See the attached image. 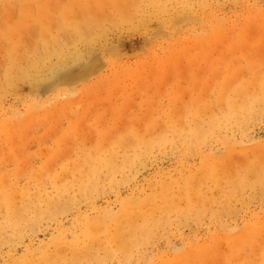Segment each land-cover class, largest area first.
Masks as SVG:
<instances>
[{
	"label": "rangeland",
	"instance_id": "rangeland-1",
	"mask_svg": "<svg viewBox=\"0 0 264 264\" xmlns=\"http://www.w3.org/2000/svg\"><path fill=\"white\" fill-rule=\"evenodd\" d=\"M0 264H264V0H0Z\"/></svg>",
	"mask_w": 264,
	"mask_h": 264
},
{
	"label": "bare ground",
	"instance_id": "bare-ground-1",
	"mask_svg": "<svg viewBox=\"0 0 264 264\" xmlns=\"http://www.w3.org/2000/svg\"><path fill=\"white\" fill-rule=\"evenodd\" d=\"M66 24V23H65ZM74 26V25H73ZM144 27V26H143ZM52 33V32H51ZM78 37V36H77ZM49 39V38H48ZM58 43V42H57ZM50 51V50H49ZM16 54V53H15ZM78 54H81V53H78ZM72 60V59H71ZM61 62V61H60ZM66 63H64V65H65ZM67 65V64H66ZM42 66V65H41ZM12 67V66H11ZM61 67V66H60ZM58 68V67H57ZM55 71V70H54ZM55 73V72H54ZM46 76V75H45ZM35 77V76H34ZM31 78H32V76H31ZM38 78V77H37ZM36 78V79H37ZM38 80H40V78L38 79ZM41 81V80H40ZM31 82H32V79H31ZM36 81H35V79H34V81L32 82L33 84L35 83ZM38 82V81H37ZM238 113V112H237ZM124 160H126V159H124ZM115 167V166H114ZM113 168V167H112ZM93 171V170H92ZM85 175V174H84ZM89 175V174H88ZM95 175V174H94ZM92 178V177H91ZM81 180V179H80ZM95 180V179H94ZM86 181V180H85ZM96 181V180H95ZM83 183H84V181H82ZM87 182V181H86ZM93 182V181H92ZM87 184V183H86ZM83 185V184H82ZM94 185V184H93ZM54 203V202H53ZM153 209V208H152ZM20 211V210H19ZM16 214V213H15ZM14 214V215H15Z\"/></svg>",
	"mask_w": 264,
	"mask_h": 264
},
{
	"label": "snow or ice",
	"instance_id": "snow-or-ice-1",
	"mask_svg": "<svg viewBox=\"0 0 264 264\" xmlns=\"http://www.w3.org/2000/svg\"><path fill=\"white\" fill-rule=\"evenodd\" d=\"M113 55H119V51L118 50L114 51Z\"/></svg>",
	"mask_w": 264,
	"mask_h": 264
}]
</instances>
